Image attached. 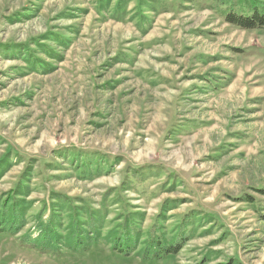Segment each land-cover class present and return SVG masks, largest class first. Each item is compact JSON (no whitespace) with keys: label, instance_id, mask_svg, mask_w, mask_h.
<instances>
[{"label":"rangeland","instance_id":"374dc122","mask_svg":"<svg viewBox=\"0 0 264 264\" xmlns=\"http://www.w3.org/2000/svg\"><path fill=\"white\" fill-rule=\"evenodd\" d=\"M254 6L0 0V264H264Z\"/></svg>","mask_w":264,"mask_h":264},{"label":"trees","instance_id":"16d2710c","mask_svg":"<svg viewBox=\"0 0 264 264\" xmlns=\"http://www.w3.org/2000/svg\"><path fill=\"white\" fill-rule=\"evenodd\" d=\"M240 11L241 12H238L234 8L229 9L225 14L226 20L246 29L264 27V10L262 8L254 6L252 8L241 9ZM184 244L185 242L182 241L176 245H171L170 248H168V252L178 253ZM205 263L206 261L202 260L200 263L196 264ZM214 264H233V262H217Z\"/></svg>","mask_w":264,"mask_h":264}]
</instances>
